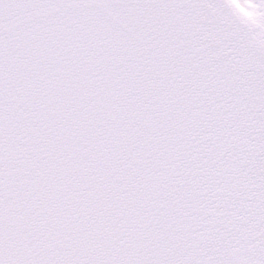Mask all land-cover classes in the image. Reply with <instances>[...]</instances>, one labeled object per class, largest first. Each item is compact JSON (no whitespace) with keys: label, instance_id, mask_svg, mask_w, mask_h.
I'll return each mask as SVG.
<instances>
[{"label":"snow or ice","instance_id":"obj_1","mask_svg":"<svg viewBox=\"0 0 264 264\" xmlns=\"http://www.w3.org/2000/svg\"><path fill=\"white\" fill-rule=\"evenodd\" d=\"M0 264H264V0H0Z\"/></svg>","mask_w":264,"mask_h":264}]
</instances>
